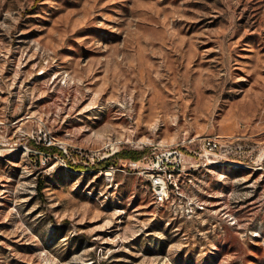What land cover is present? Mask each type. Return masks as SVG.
Wrapping results in <instances>:
<instances>
[{
  "label": "rangeland",
  "instance_id": "374dc122",
  "mask_svg": "<svg viewBox=\"0 0 264 264\" xmlns=\"http://www.w3.org/2000/svg\"><path fill=\"white\" fill-rule=\"evenodd\" d=\"M0 264H264V0H0Z\"/></svg>",
  "mask_w": 264,
  "mask_h": 264
},
{
  "label": "built area",
  "instance_id": "2783aa9c",
  "mask_svg": "<svg viewBox=\"0 0 264 264\" xmlns=\"http://www.w3.org/2000/svg\"><path fill=\"white\" fill-rule=\"evenodd\" d=\"M233 151V139L216 135L193 138L185 146L161 150L149 167V184L156 200L164 203L171 194L179 193L187 169L208 168L210 160L231 159Z\"/></svg>",
  "mask_w": 264,
  "mask_h": 264
},
{
  "label": "trees",
  "instance_id": "16d2710c",
  "mask_svg": "<svg viewBox=\"0 0 264 264\" xmlns=\"http://www.w3.org/2000/svg\"><path fill=\"white\" fill-rule=\"evenodd\" d=\"M43 151H48V149H43ZM57 153H59L60 155L62 154L61 151L59 150H56ZM144 155L143 152H138V151H121L119 153L116 154V157L117 158H120V159H124V160H132V161H139L142 156ZM111 162V159L109 160H102L100 162H98L96 165H95V169H108L112 163ZM71 166H73L71 164ZM74 168H77V169H83L85 167H78V166H73Z\"/></svg>",
  "mask_w": 264,
  "mask_h": 264
},
{
  "label": "bare ground",
  "instance_id": "6f19581e",
  "mask_svg": "<svg viewBox=\"0 0 264 264\" xmlns=\"http://www.w3.org/2000/svg\"><path fill=\"white\" fill-rule=\"evenodd\" d=\"M218 163H220V160H210L208 165H216ZM107 176H111V174L107 173Z\"/></svg>",
  "mask_w": 264,
  "mask_h": 264
}]
</instances>
